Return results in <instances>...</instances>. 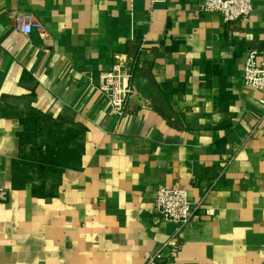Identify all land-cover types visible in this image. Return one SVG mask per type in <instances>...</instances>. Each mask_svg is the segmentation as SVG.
<instances>
[{"label": "crops", "instance_id": "1", "mask_svg": "<svg viewBox=\"0 0 264 264\" xmlns=\"http://www.w3.org/2000/svg\"><path fill=\"white\" fill-rule=\"evenodd\" d=\"M200 3L0 0V264H147L176 238L174 264H264V94L243 80L264 0L233 23ZM116 62L137 93L123 118L93 82ZM160 187L216 216L179 231Z\"/></svg>", "mask_w": 264, "mask_h": 264}, {"label": "built area", "instance_id": "2", "mask_svg": "<svg viewBox=\"0 0 264 264\" xmlns=\"http://www.w3.org/2000/svg\"><path fill=\"white\" fill-rule=\"evenodd\" d=\"M166 0H152V5L161 4ZM253 0H201L197 14H219L226 23L249 21L253 14ZM13 26L18 34L30 36L40 31L42 24L32 16L18 15ZM145 47L141 46V51ZM244 86L264 94V51L251 49L248 51L244 64ZM98 91L106 98L113 113L123 118L137 93L133 86V68L128 63L116 62L110 71L103 72L93 79ZM264 106V98L261 101ZM156 211L164 222L176 224L178 230L187 228L199 215L214 218L216 211L206 203H193L187 190L160 187L156 197ZM181 233H179L180 236ZM180 238L171 239L163 248L151 256L147 264H174L179 258L182 243Z\"/></svg>", "mask_w": 264, "mask_h": 264}, {"label": "trees", "instance_id": "3", "mask_svg": "<svg viewBox=\"0 0 264 264\" xmlns=\"http://www.w3.org/2000/svg\"><path fill=\"white\" fill-rule=\"evenodd\" d=\"M36 134H37L36 132H35V134H32V137H30V135L25 134V138H29V139L30 138H36ZM36 154H39L41 156V150H39V152H37ZM36 154H34V156ZM34 162H37L36 165H35V167L39 171H42V170H44L47 167L53 168V167H56L57 166L56 158H54V157L46 158V159H42L40 161H34Z\"/></svg>", "mask_w": 264, "mask_h": 264}, {"label": "rangeland", "instance_id": "4", "mask_svg": "<svg viewBox=\"0 0 264 264\" xmlns=\"http://www.w3.org/2000/svg\"><path fill=\"white\" fill-rule=\"evenodd\" d=\"M35 133V132H34ZM33 161H40L42 160V157L39 154H36L33 158ZM51 176L47 175V177L49 178V180H47L44 184H47V187H53L56 184V180L52 179L53 174H50Z\"/></svg>", "mask_w": 264, "mask_h": 264}]
</instances>
